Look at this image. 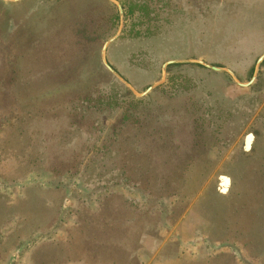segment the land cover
I'll use <instances>...</instances> for the list:
<instances>
[{
	"label": "rangeland",
	"instance_id": "374dc122",
	"mask_svg": "<svg viewBox=\"0 0 264 264\" xmlns=\"http://www.w3.org/2000/svg\"><path fill=\"white\" fill-rule=\"evenodd\" d=\"M115 1L139 94L173 60L248 84L264 54V0ZM119 26L110 0H0V264H264V63L137 97L102 64Z\"/></svg>",
	"mask_w": 264,
	"mask_h": 264
},
{
	"label": "water",
	"instance_id": "95a60500",
	"mask_svg": "<svg viewBox=\"0 0 264 264\" xmlns=\"http://www.w3.org/2000/svg\"><path fill=\"white\" fill-rule=\"evenodd\" d=\"M3 2H7V3H16L20 0H1ZM118 9V12H119V21H120V26H119V31L118 33L113 37L111 38L110 40H108L103 48H102V52H101V60H102V64L103 66L105 67V69L116 79L118 80L125 88H127L129 91H131L134 95H136L137 97H144V96H147L150 92H152L159 84H161L162 82L165 81V74H166V68L167 66L169 65H195V66H198L200 68H203V69H206V70H209V71H212V72H217V73H222V74H226L228 76H230L235 84L237 86H239L240 88H248L250 87L254 81L256 80L257 78V75H258V72H259V69L261 67V65L264 63V54L257 60L256 62V65L254 67V72H253V75H252V78L250 80V82L248 84H242L238 79L237 77L234 75V73H232L230 70L228 69H223V68H218V67H215V66H211L209 64H206L202 61H198V60H186V61H170L168 63H166L163 67H162V71L164 73V77L162 78V80L160 82H157L153 85H151L149 88H147V90L143 93V94H139L135 88L129 83L127 82L122 76H120V74H118V72H116L110 65L109 63L107 62L106 60V52H107V49H108V46L113 43L115 40L118 39V37L120 36V33H121V30L123 28V18H124V15H123V10L121 8V6L119 5L118 2H116L115 0H110ZM251 141L248 143L247 140H250ZM254 142V136L252 134L248 135V137L246 138V141H245V145H244V150L246 152H249L251 150V147H252V144ZM220 178H226V177H220ZM231 186V181L230 179H228V188L224 191L222 189L219 190V192L221 194H227L228 191H229V188Z\"/></svg>",
	"mask_w": 264,
	"mask_h": 264
},
{
	"label": "flooded vegetation",
	"instance_id": "af4514ba",
	"mask_svg": "<svg viewBox=\"0 0 264 264\" xmlns=\"http://www.w3.org/2000/svg\"><path fill=\"white\" fill-rule=\"evenodd\" d=\"M114 36H115V35H114ZM114 36H113V37H114ZM113 37H112V38H113ZM110 39H111V38H110ZM110 39H109V40H110ZM118 39H119V37H118ZM118 39H117V40H118ZM117 40H115L114 42H116ZM107 41H108V40H107ZM114 42H113V43H114ZM113 43H111V44H113ZM111 44H110V45H111ZM110 45H109V46H110ZM109 46H108V47H109ZM173 61H186V60H173ZM168 62H170V61H168ZM168 62H166V63H168ZM166 63H165V64H166ZM165 64H164V65H165ZM109 65H110V64H109ZM164 65H163V66H164ZM110 66H111V65H110ZM171 66H183V65H169V66H167V68H166V72L169 70V68H170ZM111 67H112V66H111ZM112 68H113V67H112ZM113 69H114V68H113ZM114 70H115V69H114ZM115 71H116V70H115ZM116 72H117V71H116ZM247 137H248V136H247ZM247 137H246V138H247ZM245 141H246V139H245ZM247 141H248V140H247ZM251 149H252V147H251ZM244 151H245V150H244ZM250 151H251V150H250ZM250 151H249V152H250ZM221 177H226V176H221ZM226 178H227V179H230L229 177H226ZM230 181H231V180H230ZM221 185H222V184H221V180H220V178H219V190L222 189V186H221Z\"/></svg>",
	"mask_w": 264,
	"mask_h": 264
},
{
	"label": "bare ground",
	"instance_id": "6f19581e",
	"mask_svg": "<svg viewBox=\"0 0 264 264\" xmlns=\"http://www.w3.org/2000/svg\"><path fill=\"white\" fill-rule=\"evenodd\" d=\"M251 141V139L250 140H248V143ZM220 180H221V186H222V190H226L227 188H228V179L227 178H220Z\"/></svg>",
	"mask_w": 264,
	"mask_h": 264
}]
</instances>
